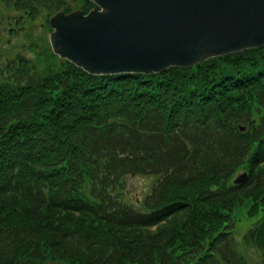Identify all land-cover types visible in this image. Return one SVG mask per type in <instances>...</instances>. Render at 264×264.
Segmentation results:
<instances>
[{
	"label": "trees",
	"instance_id": "16d2710c",
	"mask_svg": "<svg viewBox=\"0 0 264 264\" xmlns=\"http://www.w3.org/2000/svg\"><path fill=\"white\" fill-rule=\"evenodd\" d=\"M0 1L23 22L74 0ZM10 59L0 264H248L233 234L246 201L243 240L264 264V46L148 74ZM126 175L153 177L139 204Z\"/></svg>",
	"mask_w": 264,
	"mask_h": 264
},
{
	"label": "water",
	"instance_id": "95a60500",
	"mask_svg": "<svg viewBox=\"0 0 264 264\" xmlns=\"http://www.w3.org/2000/svg\"><path fill=\"white\" fill-rule=\"evenodd\" d=\"M93 1L100 9L49 17L53 52L91 74L159 72L264 45V0Z\"/></svg>",
	"mask_w": 264,
	"mask_h": 264
},
{
	"label": "rangeland",
	"instance_id": "374dc122",
	"mask_svg": "<svg viewBox=\"0 0 264 264\" xmlns=\"http://www.w3.org/2000/svg\"><path fill=\"white\" fill-rule=\"evenodd\" d=\"M18 19L19 12L0 1V68L5 66L6 60H11L10 58H14L17 54L30 61L36 60L38 63L44 62V56L56 61V56L50 55L52 53L48 37L50 29L43 26V16L40 15L33 21L26 19L22 22ZM242 171L239 170L237 174ZM152 179L151 176L146 175L125 176L124 187L121 189L122 198L136 205L137 200L142 199L148 192ZM248 205L246 201L235 207L236 226L233 234L237 247L248 264H257L261 260L260 250L243 240L244 232L252 225V220L246 216Z\"/></svg>",
	"mask_w": 264,
	"mask_h": 264
},
{
	"label": "flooded vegetation",
	"instance_id": "af4514ba",
	"mask_svg": "<svg viewBox=\"0 0 264 264\" xmlns=\"http://www.w3.org/2000/svg\"><path fill=\"white\" fill-rule=\"evenodd\" d=\"M62 1L63 0H61V2ZM69 5L71 7L68 8L67 10L72 9V8H82V9L87 10L93 4H92V2L90 0H74L72 2L69 1ZM38 8L41 9V8H45V7H38ZM28 13H30V12L28 11ZM50 14H51V12H48L47 10H41L40 11V15H43V16H48Z\"/></svg>",
	"mask_w": 264,
	"mask_h": 264
}]
</instances>
